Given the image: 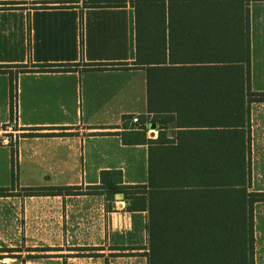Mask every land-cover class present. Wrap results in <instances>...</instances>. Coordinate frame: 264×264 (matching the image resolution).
I'll return each instance as SVG.
<instances>
[{
  "label": "crops",
  "instance_id": "0c3cea01",
  "mask_svg": "<svg viewBox=\"0 0 264 264\" xmlns=\"http://www.w3.org/2000/svg\"><path fill=\"white\" fill-rule=\"evenodd\" d=\"M10 1L21 3L0 8V64L77 65L18 73L13 123L8 75L0 73V128L12 124L6 136L14 138L4 144L0 132V187L9 188L0 196V264H148L147 210H128L124 198L85 192L99 185L103 170H120L124 185L148 179V146L137 142L139 130L124 119L147 114L146 71L132 63L130 0L117 7L84 6L88 0H0ZM260 38L264 48V34ZM251 72L250 58V90L264 91L251 86ZM150 123L146 138L154 139L157 125ZM248 126L250 172L256 166L261 175L264 102L249 104ZM175 130L169 122L167 137ZM121 134L137 143L124 144ZM48 186L78 189L59 195L24 190ZM253 236L254 264H264V212L253 217Z\"/></svg>",
  "mask_w": 264,
  "mask_h": 264
},
{
  "label": "trees",
  "instance_id": "16d2710c",
  "mask_svg": "<svg viewBox=\"0 0 264 264\" xmlns=\"http://www.w3.org/2000/svg\"><path fill=\"white\" fill-rule=\"evenodd\" d=\"M253 1L264 0H130L132 63L145 69L147 93V114L130 128L136 127L137 142L148 146V179L124 185L120 170H103L99 185L85 192L107 200L121 192L128 210H147L148 264H254L253 205L264 202V191L249 190L248 112L251 102H264V91L250 90ZM125 2L88 0L84 6ZM19 3L0 2V8ZM79 32L82 54L81 19ZM76 65L28 61L0 64V73L8 75L12 101L18 73L68 71ZM149 122L157 125L154 139L146 138ZM169 122L176 128L172 138L166 134ZM121 135L124 144L137 143ZM77 189L24 188L28 195L75 194ZM8 190L0 187V196Z\"/></svg>",
  "mask_w": 264,
  "mask_h": 264
},
{
  "label": "rangeland",
  "instance_id": "374dc122",
  "mask_svg": "<svg viewBox=\"0 0 264 264\" xmlns=\"http://www.w3.org/2000/svg\"><path fill=\"white\" fill-rule=\"evenodd\" d=\"M249 22L251 34V86L264 87V48L260 38L264 34V3H250ZM3 130H8V128L2 126L0 132L3 133ZM149 133L152 132L149 131ZM249 190H264V174L259 175L256 166L252 170V175L250 174ZM261 212H264V203H255L253 205V217L258 218Z\"/></svg>",
  "mask_w": 264,
  "mask_h": 264
},
{
  "label": "built area",
  "instance_id": "2783aa9c",
  "mask_svg": "<svg viewBox=\"0 0 264 264\" xmlns=\"http://www.w3.org/2000/svg\"><path fill=\"white\" fill-rule=\"evenodd\" d=\"M16 111H17V106H16V97L12 98L11 101V105H10V112H11V123L14 122V120L16 119ZM130 122L132 124H139V118L136 115H132L130 117ZM5 127L8 128V130H3V133H1V135L3 136L1 141L4 144L10 145L11 142L14 141V138H9L6 135L10 132V130L12 129V124L11 125H5Z\"/></svg>",
  "mask_w": 264,
  "mask_h": 264
},
{
  "label": "water",
  "instance_id": "95a60500",
  "mask_svg": "<svg viewBox=\"0 0 264 264\" xmlns=\"http://www.w3.org/2000/svg\"><path fill=\"white\" fill-rule=\"evenodd\" d=\"M149 127L150 128H156V124L155 123H150L149 124ZM154 133L152 132V135H153ZM114 198L116 199V200H122L123 199V193H121V192H119V193H115L114 194Z\"/></svg>",
  "mask_w": 264,
  "mask_h": 264
}]
</instances>
